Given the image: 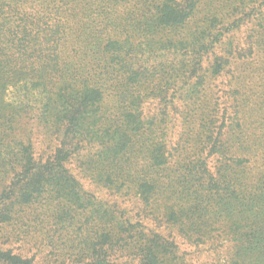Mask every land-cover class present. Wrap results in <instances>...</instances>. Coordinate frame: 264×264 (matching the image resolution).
<instances>
[{"label": "trees", "instance_id": "16d2710c", "mask_svg": "<svg viewBox=\"0 0 264 264\" xmlns=\"http://www.w3.org/2000/svg\"><path fill=\"white\" fill-rule=\"evenodd\" d=\"M197 3L0 0V179L9 180L0 195V264H34L14 247L45 223L44 262L124 264L127 253L138 264H186L173 241L84 192L66 168L72 160L94 184L132 193L154 221L207 246L212 264H264V93L236 102L219 126L207 97L200 101L207 79L224 70L233 86L247 87L234 74L264 35L242 49L230 33L245 18L261 29L264 14L226 2L176 40ZM222 44L232 66L214 52ZM10 88L23 98L7 100ZM146 99L153 109H144ZM22 117L49 139L46 155L14 138ZM170 127L179 139L169 146Z\"/></svg>", "mask_w": 264, "mask_h": 264}, {"label": "rangeland", "instance_id": "374dc122", "mask_svg": "<svg viewBox=\"0 0 264 264\" xmlns=\"http://www.w3.org/2000/svg\"><path fill=\"white\" fill-rule=\"evenodd\" d=\"M197 1V12L176 31V40H180L179 37L188 36L195 30L199 29L203 21L207 17L206 14L208 12H215L222 5L228 8L229 3L226 2L232 3L233 5L231 7L239 6L240 9L242 8V4L244 3L245 8L242 12H245L246 14L250 13L249 11L254 4V8L256 7L258 11L255 12L253 8L254 13L252 14V16L256 13L264 14V0H254L255 2H253V0ZM229 20L226 19L225 21ZM255 22H257L255 19L245 18L238 25L237 29L233 30L230 33V37L232 38V40H234L235 44H237L239 48L244 49L246 48V46L247 48H251L252 46L256 45L260 41L261 36L264 35V27H261V29H259ZM262 23L264 25V22ZM260 30H262L261 35ZM160 33L161 34H159L157 38H161L162 40L171 38L172 40H174L172 34L168 32ZM137 34L139 36H135L136 38L132 37L133 44L135 45L138 41L141 40V33ZM133 35H136V32ZM250 38L252 39L250 40ZM158 48L159 46L155 47V49ZM154 51V54H156V56H159V53H157L156 50ZM259 51L260 52L256 53L253 58L245 60L243 66L244 72L241 75L238 72L234 74V77L239 76L240 78H245L247 87L233 86L234 81L232 80V76L230 74L227 75L226 70H224L221 75L216 76L214 78L215 80H213V78L207 79L202 96L200 97V101H203L204 98L207 97L209 109L211 110L213 118L217 121V126H219V124L221 123L220 118L223 116V113L227 112L229 114L230 112H232L231 108H233L236 102L242 100L243 98H256L261 93H264V41ZM214 52L219 56L223 55L228 60L230 66H232L233 63L237 61H234L235 59H230V56L228 55L229 47H225V45L223 44L214 47ZM167 59L170 60L172 59V57L169 58L168 54H166L165 58H163L162 60ZM205 65L209 66V63L207 62ZM19 90L21 89L10 88L6 96L7 100H13L15 96L16 100L19 99V97L23 95ZM21 98L23 97L21 96ZM30 101L32 105H37L35 104V102L37 101L35 94L31 96ZM154 104L155 103L151 100L146 99L143 107L146 110H151L154 108ZM17 124V131L15 132L16 134L14 135V138H21L26 143L30 142V144L33 145V151L35 152L36 158L46 155L48 152L47 146L49 145V139L41 136L40 127L37 126L36 122L32 124L29 122L28 118L22 117ZM171 131L172 129L170 127V129L167 130L169 146L176 145L178 141L177 139H179V136L177 134L172 135V133H170ZM27 134H30V136H28ZM185 148H189L190 150L191 146L185 145ZM189 150L187 152H189ZM178 157V155L175 157L172 165L175 162L179 161ZM209 165L211 166V170L213 171L214 160H211ZM66 168L69 170V173L77 180L84 192L91 193L104 202H108L110 204L114 203L117 209L121 211L126 218L128 217L130 221H140L142 227L149 228L159 233L164 238L173 241L175 246L177 247L178 256L183 257L186 261V264H212L213 261L216 260L214 254L207 246H195L178 235V232L175 228L164 225L163 223H160L158 221H154V218L149 215L148 211L143 206L141 201L137 197L132 196V193H128L126 196L114 195L101 186L94 184L96 183L94 182L95 180L92 179V181H90L89 178L84 177L85 174L80 171L75 160L70 161V163L66 165ZM8 182V177H5L4 180L3 178L0 179V195L4 185L8 184ZM47 227L48 225L45 223L42 227H37L30 230L29 236L26 238V242H28L29 244H17L14 247L13 252L16 254H21L22 256L33 258L34 264H63L62 258H47L44 262L46 255L39 254V244L41 242H44V240L47 238L45 233L50 232ZM10 231L11 230H8V232ZM63 236L64 234L62 235V238ZM57 238L58 237L56 235L54 239ZM121 256L122 257H120V260H122L124 264H138V262L135 259H131L127 253H123Z\"/></svg>", "mask_w": 264, "mask_h": 264}]
</instances>
